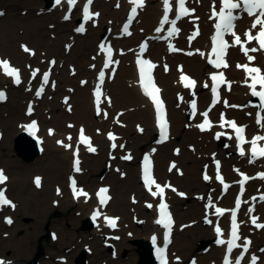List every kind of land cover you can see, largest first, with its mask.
Here are the masks:
<instances>
[{"label":"rangeland","instance_id":"rangeland-1","mask_svg":"<svg viewBox=\"0 0 264 264\" xmlns=\"http://www.w3.org/2000/svg\"><path fill=\"white\" fill-rule=\"evenodd\" d=\"M199 1L203 8L207 9L208 13L212 5L209 2L210 0ZM30 2L31 0H0V12L3 13V15L0 16V50L3 53L2 58L8 57V59L22 69L25 77L30 78L32 69L34 67H40L42 63L34 61L33 58L31 60L28 59L27 53L23 56L21 50L22 45H29L31 48L35 49L36 52H44L50 48L59 51V53L48 54L45 57V63H43L41 67L42 71H45V66L51 58L57 59V63L59 64V70L53 72L54 78L52 84L47 89L50 91L46 93L44 97V101L49 102L51 106L47 110L44 109L43 105L36 106L37 114L32 117L38 119L43 124L45 121L43 127L45 132L47 129H51L61 132L62 135L73 134L75 136V126L79 123H83L81 125L87 127L90 133H94L95 136L104 139H106L105 133L108 130H114L117 133L119 140L116 141V150L109 151L107 148L105 151L99 150L97 155H92L93 157H83V175L79 180L91 195L92 193L94 194L96 188L101 185H107L113 189L112 194L113 198H115V202H113L108 212L120 216V218L123 219V226H121V230L117 229L112 233V236L115 237V235H117L121 238L114 243V253L109 251L105 246L103 234L97 237L91 235L92 228H90L88 222L90 217L88 215L79 216L78 204L72 205L68 202L69 191L67 183L68 176L71 173H69L63 165L59 164L58 158L62 157V155L53 148L52 144H49V147L44 146V149L49 150H47L48 153L46 156H43L41 151L39 156L31 163L17 156L14 143L19 136L18 132L22 131L19 127L30 120V118L24 117L25 105L27 101L33 97L34 89H37L39 77L32 86L31 94L27 98L21 97L23 91H25V87L18 88L17 86L13 88L9 86V83L3 85L0 82V90L5 89L10 98L9 103H0V170H3V172L7 173L12 179L11 184L4 187H7V191L9 190L8 193L15 205V208H5L4 213L0 215V257L7 259V263L13 261L11 262L13 264H31L35 258L38 246H41L44 251V256L39 260V264H77V259L81 258L82 255H85L84 264H138L139 256L137 250L139 246L136 245L135 242L146 241V234L152 230L146 222L145 217L143 218L142 214H140V209L145 213L148 211L146 206H144V202L148 200L140 191L137 178L136 183L133 182L134 180L132 181L130 172L134 171L135 168L138 169L139 160L143 153L151 151V149L155 147L156 133L154 132L150 136V127L145 123L140 124L135 121L128 123L126 121L127 116L134 113V107L131 106V104L123 105L116 103V97H114L112 93H109L112 97V103L110 104L112 107L109 109L107 116L103 118V125L94 123L92 126L84 120L76 121L71 117L73 111L78 107V102H74L73 100L70 105L74 106L71 111H68V102H63V97L70 96L71 99H76V95L80 90L90 86L89 76L80 72L79 67L82 63L90 60L95 61L96 58H98L94 52L96 43L101 39V37L97 35V31H100L101 28L98 27L95 29L92 25V30V26L89 25L84 39L89 41L92 37L93 43H95L94 47L87 48L83 51H81V49L77 50L76 48H79V46H77L78 44H76V41L82 38V36L77 35V24L73 19L80 17V9L74 11L72 21L66 22L63 18L58 19L57 17H50L49 11H51L52 5L47 4V0H41L44 5H40L39 11H37V8L34 6H31ZM113 2L111 0H102L100 3L103 7L99 6L98 3L94 6L100 13H102L103 8L108 10L110 5H112L110 8L113 11H120V0L114 4ZM197 11V18H202V16L199 15V9H197ZM144 13L145 12H143V16L141 15L138 22L142 20ZM43 17L51 19L44 22L41 21ZM125 18L126 16L124 15L119 25L122 24ZM103 21L106 22V24H108L107 22L111 23L110 29L112 33L115 35H117V32L119 33L120 27H118V30H115L116 26L114 21L112 23V20L108 17L99 19L100 24H102ZM36 24L39 25V33L35 31ZM139 25L140 24L137 23V26L135 24L133 28L135 34H138L136 27ZM186 34H188L186 32V27H183V34L180 35L181 39L178 48H182V44L186 46V41L190 37L189 35L186 36ZM182 36L184 38H182ZM193 45L188 47L193 48L192 51L195 57L198 58L202 50L199 46ZM134 48L136 49L137 46ZM133 49L129 52L126 51L127 55L121 58L122 63L126 57V59H129L131 55H135V52H132ZM183 49L184 48H182L183 52L178 54L179 57L186 55ZM62 51H66L70 55L77 54L78 57L77 59L65 58L61 61ZM125 61H127L128 65L129 63L131 65L130 61ZM168 62L169 63L166 64H169L170 69L166 76L171 77L177 71V65H179L180 62L178 58H173ZM186 71L188 70L186 69ZM63 76L69 77L73 82H71L69 86L65 85L64 82H62ZM116 78L117 76L114 80H116ZM82 79L88 80V83L86 85H81ZM206 79H208V76ZM198 80L200 81L199 78ZM113 83L115 82L113 81L112 84ZM126 85L128 88H132L129 79L126 81ZM4 86L5 88H3ZM178 94L179 93L174 96L175 104H178L179 107H184V104H186L188 109L189 101L192 97L189 96L183 99V101H177L178 97H180ZM200 103L203 104L201 99ZM207 103L208 102L203 105V108L207 106ZM36 104L37 100L35 102V105ZM221 107L222 105H219L218 108H215L213 111L214 115L212 118L215 119L214 123L218 120L217 116L219 112H221ZM113 113H115V115ZM119 113L123 114L117 116ZM62 114L67 115V117L62 121L63 128H60L55 121L58 119L57 116ZM199 120L200 118L193 121L188 117V120L185 121L186 123L183 124L180 116L178 117V123L173 119V138L171 143L167 145L168 152L163 151L162 153L164 165L168 168L169 160L173 159L178 162L177 158L172 154L175 148H179L180 154H182L184 158L183 162L185 163L180 164V167L184 170V175L187 176V179L183 178L184 175L178 176L175 171H169L170 173L167 175L165 171H160V169L157 170L160 180L163 182L168 181L171 186L176 188V192H173L174 195L170 194L173 198L172 204L173 207H175L178 220L174 236L175 239L170 249L173 264H188L192 257L197 259L198 264H201L202 260L207 261V264L220 263L219 260L216 261V259L212 260L210 258L209 252L212 250V245H210V242L204 235L195 239L194 251L185 258L183 257V246L180 243V239L183 236L187 239H192V232L196 231L198 227L201 229L213 228V224L209 223L206 205L211 201L212 195L216 191L220 192L221 189V186H216L214 182L213 163L216 159H219L223 161L224 164L225 157L227 159L230 158L227 154L222 156L219 154L224 148L221 146V143H212L210 140L212 134L210 136L204 135L205 133L197 134V122ZM9 122H11V126L7 127ZM112 123L117 124L119 127H123V129H125L124 131L128 130L130 133L129 137L136 136L140 139L146 138L147 141L141 140L137 142L129 140L128 132L120 135V133H118V126L115 127ZM69 125H74L73 129L69 127ZM140 129H143V131ZM96 131L99 135H96ZM209 133L211 132L207 134ZM121 138H125V140H127L126 143L121 142ZM202 141L206 142V145L203 148H199L198 146ZM224 142L227 144V147H231L232 144L230 141ZM32 153L33 152H31V154ZM126 155H131L132 159H123ZM230 156L232 155L230 154ZM195 162L197 163L196 166ZM54 165L58 167L55 168ZM117 169H119V171H117ZM258 169L260 168L253 169V172ZM203 171L208 172L212 179L209 181L203 179ZM239 171L253 173L247 168L236 167L235 172L237 175ZM122 175H124V177H122ZM35 177L41 178L40 181L42 182V187H44L43 189H37L35 187ZM233 178L237 179V176L235 175ZM129 180H131V182H129ZM263 185L262 182L255 181L252 183L251 186H253V188H251V190L249 189L247 196L250 197V194L255 191H261V186ZM56 188L62 190L60 194L56 193ZM235 190H237L236 186L233 187V192ZM179 193H183L184 195H179ZM60 197L65 204L61 203ZM54 199H57V201H54ZM232 200L233 198L231 201ZM217 203L220 205L224 204L223 202ZM136 207H138L139 210L135 209ZM244 209H247L246 204ZM190 213H192V215H189ZM253 213L256 212H252L251 214ZM5 218H12V220L16 222L15 225L8 226L4 221ZM51 232L58 234V242H53L50 238H45ZM17 242L20 243L17 244Z\"/></svg>","mask_w":264,"mask_h":264},{"label":"bare ground","instance_id":"bare-ground-1","mask_svg":"<svg viewBox=\"0 0 264 264\" xmlns=\"http://www.w3.org/2000/svg\"><path fill=\"white\" fill-rule=\"evenodd\" d=\"M102 0H95L94 1V5L96 3L99 4V6L103 7V5L100 3ZM113 2V0H111ZM118 0H114L113 4L116 3ZM212 5L214 3V0H210L209 1ZM219 0H215L216 3V7L218 5ZM82 3V2H81ZM81 3H79L78 5H80ZM146 5L144 8H142L139 11V16H137L134 20L133 23V28L135 27V24L137 26V23L140 24L137 28V32L138 34H135L133 32V35L131 36V38L126 39L121 32H117V35H115L114 33H112L111 31V23L107 22L108 24H106V22H102V24H99L98 27L101 28L100 31H97V35L99 37H101L100 41L105 38L107 39V42L110 44H115L117 51H130L132 50L135 46L140 47L141 43L143 41H148L149 47L148 50L146 52V56L149 57L150 59H152L155 63H156V67L154 68L156 71L155 73L158 74L159 76H157L158 78V82L162 85L163 90H164V98L166 99V102L168 104V109H169V119L171 121V135L169 138V141L163 145H155V149H152L151 151L153 152V158L155 161V171H156V176L159 177L157 170L160 169V171H165V173L167 175H169V170L167 167H165L164 165V158H163V151L168 152L167 150V145L169 143H171V140L173 138V119L176 121V123H178V117L180 116L182 119V123L185 124L186 120H188V109H187V105L184 104L185 106L183 107H179L178 104H175V99L174 96L175 94L181 92L185 98H188L191 94L192 91L190 90H186L184 88H182L181 83L178 79L179 73L176 71L174 73L173 76L168 77L165 74V70L162 68L164 67V65L166 63H169L168 61H170L171 59H175L178 58L180 63L184 64V67L189 71V73H191L193 76H195L197 78L200 79V81L197 82L196 87L194 88L196 90V95L195 96H199L201 99V103H199L200 105V110L199 112L193 116V121L198 120L200 117H202V111H208V119H212L211 118V113H212V108L210 107H206L203 108V105L207 103V105L212 104L211 103V96H210V91H211V84H210V78L208 77V80L206 79V77L209 75V73L207 71H211L212 68L210 67V65L207 63L208 59H210L208 57V53L209 50L211 49V38L214 35V31H215V23H216V19L212 17L211 13H210V9L212 7L209 8L208 13H207V9L203 8V6L201 5V2L199 0H190V4L193 7V9H199V15L202 16V18L197 19V21H187V19H182L179 21L178 23V28H179V33L175 34L173 36V38L168 39L166 42H162L160 40V38L164 35V33L160 34V32H157L156 29L158 27H162V30H166V26L161 25V19H162V15L164 13V7H163V0H146L145 1ZM48 4V3H47ZM2 5V3H1ZM31 6H34L35 8H37V11L40 10V5H44V3L42 4L41 0H31L30 2ZM49 6V5H48ZM112 5L109 6V9H102V13L99 16V19L103 18V17H108L110 18V20H112L115 22V30H118V27H120L119 23L122 19V17L127 14V11L129 9V7L131 6L128 2V0H120V11H113L110 7ZM95 8V6H94ZM51 11H49L50 13V17L51 18H55L57 17L59 18H64L65 15L71 14L72 9L68 6V4L66 3V1H62V3L60 5H57L56 3H54L52 5V8L50 9ZM143 12L144 13V17L142 18V20L140 22L139 19L141 18V15L143 16ZM82 16V14H81ZM80 16V17H81ZM240 16L242 18L237 19L236 22V33H242L247 32L246 29H251V25L255 19V17H249L247 14H243L241 13ZM76 18L73 19L78 28V19L81 18ZM172 16H170L171 18ZM51 18H41V21L46 22L47 20L51 19ZM72 18V15L71 17ZM37 25V24H36ZM183 27H186V32L189 36H193L194 32L197 31L199 32V38L196 39L195 43L193 42V46H199L201 48V52L199 53L200 57H195L192 49L193 48H189L186 46H184L183 44L181 45L182 48H184V53L186 52L185 56H181L179 57L178 55H175L171 52V49L167 47V44H171L176 43L177 46L180 44V39L181 36L180 34L183 32ZM132 28V30H133ZM93 30V27L91 28ZM35 31L36 32H40L39 31V25H37L35 27ZM182 31V32H181ZM77 32V31H76ZM181 32V33H180ZM78 33V32H77ZM112 33V34H111ZM79 34V33H78ZM87 32L85 34H79V36H82V38L77 39L76 44H78L77 46H79V48L77 47V50L83 51L87 48L90 47H94L93 40L92 37L90 38V40H86L84 39L86 36ZM178 36V38H176L175 36ZM29 36V35H28ZM123 37V38H122ZM182 38H184L182 36ZM183 40V39H182ZM242 42L244 44H250L247 43L245 41H243V39H241ZM100 41H98L95 45V52L94 54L98 55V45L100 43ZM137 41V43H136ZM171 42V43H170ZM197 42V43H196ZM75 43V42H74ZM187 43V41H186ZM12 46V45H11ZM22 47V46H21ZM139 47H137L136 49L134 48V51H138ZM13 48V47H12ZM198 48V47H197ZM235 47L231 46L228 50V55L227 57L229 58V67L227 68V72H228V81L231 84L230 90L227 86V88H223V90L225 89L224 92V97L226 98L227 104L229 106L224 107L222 106L221 108V112H223L224 118L226 116H228L230 114V117L232 118H236L239 119V121L243 124H247L248 127V132H251L249 134H256L257 132H259V130L262 128L261 127V123H258L257 121H262V123H264V109H262L260 107V104L257 100V98L253 95H251V89L248 86V80L249 77L247 76V74L245 73V71L242 69V67H237V65H242V64H252L247 60V57L239 52H235ZM22 50V55L25 56L26 54H24L23 52V48H21ZM59 53V51L54 50L53 48L46 50L44 52H36L34 57H30L27 56L28 59H32L34 61H39L40 63H42V65L39 67L40 69H33L32 73L30 74L32 77L36 76L35 82L38 79V85L40 84L41 87H43L44 91L41 95L37 96V89H34V93H33V97L31 99H29L28 101H30V103H32V109H33V114L32 116H35L37 114V107L39 105H43L44 109L47 110L48 108H50V103L47 101H44V97L45 94L48 93L50 90H47L51 84H52V80H53V76L51 75L50 80L47 84L43 83V80L41 81V77L39 75V71L42 72V66L43 63H45V57L48 54H53V53ZM189 53H191V55H189ZM201 53H203L204 55H201ZM0 55L2 56L3 53L0 50ZM249 55H252L255 57V62L257 64H261V66H264V52L260 51L258 54L257 53H253V52H249ZM0 56V57H1ZM78 55L74 54V55H70L69 53H67L66 51H62L61 52V61H63L65 58H72V59H77ZM115 57H117L120 61V64L114 63L110 70L108 71L109 76L110 75H116L117 78L116 80L111 79V78H107L105 83H104V91L106 92V94L108 95L109 93H112L114 95V97H116V103L118 104H131V106L134 107V113L129 114L127 116L126 121L128 123H132L133 121L140 123V124H146L148 127H150V136L152 135V133H156L157 135V126H156V113L155 110L153 108V105L151 104L150 100L143 95L142 91L140 90V86H139V79H138V70L135 64V55H131L129 59H124L123 63L120 55H116L114 56V59H116ZM8 59V57H6ZM114 60V61H117ZM128 60L131 62V65L129 63H127ZM104 62V58L103 56H100L98 58H96L95 61H88L85 63L80 64L79 67V71L83 72L84 74H87L89 76L90 79V86L86 87L82 90H80L78 92V94L76 95V99H71L69 100V104H71L74 100V102H78V107L77 109H75L71 115L72 118H74L76 121H86L88 124L90 123L92 126L93 124H101L103 125L104 122V117H105V112L109 113V109L112 107V105H110L112 102L107 103L105 102L107 99L104 96L102 101H101V106H102V112L100 115H97V113L95 112L94 109V105H95V99L93 98V90L96 86V81H97V76L99 74V72L102 70V65ZM133 62V64H132ZM169 65V64H166ZM18 66V65H17ZM45 66V65H44ZM49 66V62H47V65L45 66L46 70H49L50 67ZM122 66V67H121ZM36 70H38L39 73H36ZM53 72L55 70H59V64L57 63L55 65V67L52 68ZM264 72V70L262 71ZM208 73V74H207ZM42 75V74H41ZM65 76V75H64ZM63 76V80L62 82H64L65 85L69 86L72 81V79H70L69 77H64ZM22 81L21 83L18 85V88L21 87H25V91H23L21 97L23 98H27L28 96H30L31 94V88L34 85V81L30 80V78L25 77V75H22ZM129 79L130 84L132 85V88H128V86L126 85V81ZM115 82L112 84V82ZM0 82L1 84L5 85V83H9L10 87H16L17 84H14L13 79L8 76L5 75L4 70L2 68H0ZM34 82V83H32ZM26 83V84H25ZM207 83L209 85V87H204V84ZM5 88V86L3 87ZM37 88V87H36ZM80 89V88H79ZM1 90H5V89H1ZM199 91V92H198ZM71 93V92H70ZM223 97V98H224ZM75 98V97H74ZM78 99V100H77ZM37 100V104L35 105V102ZM28 101L25 105V107L28 104ZM7 103L10 102V98L8 96V99L6 101ZM6 103V104H7ZM115 103V101H114ZM232 105H235L237 107H232ZM74 105L70 106V109L72 110ZM218 108V107H216ZM217 111V109H216ZM115 115V113H113ZM24 117L28 118V116L24 113ZM58 119H56L55 122L58 123V126H60V128H63V119L67 117V115L62 114L57 116ZM34 118V117H32ZM205 119V117H204ZM10 123V124H9ZM7 124V127L11 126V122H9ZM78 123V122H77ZM83 123H79L77 124V126H75L74 130H75V137H77V133H78V129L79 126H83L81 125ZM125 124V123H124ZM26 125V123H24L23 127ZM41 125V130L38 133V137L40 139V144L41 146H48L49 144H52L53 148L55 150H57L58 152L61 153L62 157H59V164L63 165L65 167V169H67L69 171V173L76 175L78 178H81L83 175V168H84V162H82V167H81V171L77 172L75 170L72 169V163H73V159H81L83 160V157H91L89 153H87L86 151V145H84L83 143H79L78 140L75 139H71L68 140L67 139V134L66 135H62L61 132L59 131H55V135L54 136H48V135H44L46 134V132L50 129H47L46 132L43 129L44 125H45V121L44 124L42 122H40ZM113 126L117 127L118 125L115 123H112ZM6 127V129H7ZM193 127H194V123H193ZM22 131L18 132V135H22L23 129L20 128ZM211 133L209 134H204L206 136H210L212 134V136H210V140L212 141V143H221V146L224 148V150L220 151V155H225L227 154L230 158H226L225 157V163L222 165V171L225 173L227 179L226 181L229 182V192L227 195H222L221 192H215L212 195V199L211 201L214 202H223L225 205L228 204L231 199L234 197L235 195V191L233 192V181H235V179L233 178L235 175H237L236 171V167H244L247 168L248 170L253 172V169L256 168H260L258 170H262L264 169V161H258L256 159L253 160L252 156L249 154V150L248 147L244 148L245 150V155L241 156L239 154L240 152V148L237 145V140L235 138H231V139H227L225 137V135L223 134V132L220 130V128H218V126H215L212 124L211 125ZM87 133L90 134L88 128L86 127ZM125 129H123V127H119L118 126V133L121 134H126V132H128V138L129 140H133V141H137L140 142L141 140L143 141H147L146 138L144 139H140L139 137H129L130 133L129 131H124ZM131 130V129H130ZM197 131V134H199V131ZM107 132H110V130H108ZM106 132V133H107ZM1 133V132H0ZM96 133V132H95ZM220 133V138L217 139L216 138V134ZM96 135H98L96 133ZM93 136V135H92ZM93 143H92V147H94L96 149L97 152H99V150L105 151L107 148L109 151H111L113 149L112 144L114 143L113 141H110L107 137L106 139L99 137V136H93ZM119 140V138H118ZM232 144L231 147H227V144L224 141H229ZM57 141H63L66 144H70L72 145V148L70 149H66L64 148L61 144L57 145ZM127 140L122 139L121 138V142L126 143ZM149 141V139H148ZM190 142V141H189ZM77 145L79 146V153H78V157L73 155V151L76 150ZM206 142L202 141V143L198 146L199 148H203L205 147ZM108 146V147H107ZM48 149H43L42 153L43 156H46L48 151ZM230 154L232 156H230ZM173 156H175L178 160V166L180 167V164H185L183 162L184 158L182 154H172ZM209 156V155H208ZM93 157V156H92ZM210 158V157H209ZM209 158H208V162H209ZM192 159V158H190ZM141 160V159H140ZM140 160H139V164H140ZM158 160V161H157ZM158 162V164H157ZM223 162V161H222ZM197 165V163L195 162V166ZM55 166V165H54ZM58 166L56 165L55 168H57ZM255 173V172H253ZM253 173L251 174V181L247 183L246 185V191L248 192L249 189L251 190V188H253L252 183H254L255 177L253 175ZM130 175L132 176V181L136 183V178H137V183H138V187L140 189V191L143 193V196H145V198L149 201L152 202L154 204V208L151 210H148L146 213L142 211V209H140V214H142V217L146 219V222L148 223V225L151 228V232L146 234V241H150L152 237H156V239L160 238L162 239V230L159 228L158 224L155 223V218L157 216V201H158V196L154 197L151 195V192L147 191L144 187V184L141 181V165L138 166V169H134V171L130 172ZM109 176V175H108ZM107 176V177H108ZM175 176V175H173ZM69 177V176H68ZM157 177V178H158ZM172 177V176H171ZM183 178L187 179V176L184 175ZM239 178V177H238ZM139 179V181H138ZM188 179H189V175H188ZM238 180V179H237ZM254 181V182H253ZM12 182V179L9 178L5 184H0V189L3 186H8L10 185ZM129 182H131V180H129ZM128 182V183H129ZM132 182V183H133ZM166 182V185H169V183ZM261 183V182H260ZM262 183L264 184V180L262 181ZM203 184V183H201ZM216 186L219 185H223L221 183L216 182L215 183ZM109 191H110V195H112L113 189L110 188V186H108ZM44 187H42L43 189ZM97 189V188H96ZM153 191H156L154 188H152ZM96 191V190H95ZM9 190L7 191V194L9 195ZM260 192L264 193V185L261 186V191H255L254 193L250 194L251 195V199L252 196L254 194H258ZM95 193V192H94ZM174 195L173 192H170V189L168 187L166 195H167V200L170 203V207L172 209V211L174 212V215L176 217V212H175V207H173L172 204V196ZM249 195V196H250ZM10 197V196H9ZM70 197V198H69ZM61 198V197H60ZM57 201V199H54V201ZM11 201V200H10ZM62 201V198H61ZM12 202V201H11ZM68 202L69 204H78L79 206V216L81 215H88L89 217H91L93 219V216L99 212V216L96 217L95 221V226L92 229V233L91 235L94 237H97L101 234H103L104 236V242L105 241H112L111 239H109L107 237V235H109V232H112L109 228L106 227L105 222L107 221L104 216L109 215L111 213H109V209L110 207L113 205V202H115V198L112 197V199L110 200L109 204L104 207V206H99L98 203L96 202V195L92 193L88 192V196H80L79 198H77L76 196H72L69 194L68 196ZM13 203V202H12ZM63 203V201L61 202ZM65 204V202L63 203ZM148 203L144 202V206H146ZM251 205V211L250 209H245V213L243 214L244 218H243V225H242V233L243 235H251L253 237V243H252V247H251V252L248 253V257L247 260L250 259V257L254 254V255H261L262 257L264 256V229L260 228L257 229L256 226L253 227L251 220H248V216L252 213V212H256L253 213V215H260V217L262 218L261 221H263L264 224V200H256V199H252L249 203ZM10 206V205H8ZM11 207V206H10ZM135 209H138V207H136ZM4 211L3 207H2V212ZM1 212V213H2ZM197 212V210H196ZM260 213V214H259ZM189 215H192V213H190ZM251 216V215H250ZM209 221H211V223L213 224V228L215 227L216 223H221L222 225H224V227L226 228L227 223L229 222V214L225 215L224 217H216L213 215L208 216ZM177 220V217H176ZM16 222H14V224L12 226L15 225ZM118 225V230H121V226H123V219L121 218L120 221L117 223ZM177 223L175 224L174 228H173V236L171 238L172 242L170 245V249L173 245V241L175 239V230L177 228ZM196 225V224H194ZM211 228L208 229H201V228H196V231L192 232V239H187L185 236H183L180 239V243L183 246V257H187L191 252L194 251V241L195 239L201 237V236H205L207 238V240L210 242V245H212V250L209 252L210 258L216 259L221 261V258L224 254L225 251V244H220L219 241L222 238H225L226 236V232H227V228L223 229L222 228V233L223 235H218L216 233V231ZM127 236V235H125ZM59 238V237H58ZM145 238V239H146ZM59 241V239H57ZM57 241V242H58ZM20 242H17V244H19ZM110 251V250H109ZM139 249L137 250L138 253ZM209 258V259H210ZM3 261H5V264L7 263V259L3 258ZM7 260V261H6ZM133 262V261H132ZM139 262H140V257H139ZM217 263V262H216ZM221 263V262H220ZM218 263V264H220ZM13 264V263H11ZM133 264V263H132ZM139 264V263H138ZM200 264V263H199ZM201 264H207V261L202 260Z\"/></svg>","mask_w":264,"mask_h":264},{"label":"snow or ice","instance_id":"snow-or-ice-1","mask_svg":"<svg viewBox=\"0 0 264 264\" xmlns=\"http://www.w3.org/2000/svg\"><path fill=\"white\" fill-rule=\"evenodd\" d=\"M93 0H87V4L84 6L83 9V19L85 21H88L89 19L92 18V13L90 12V5L92 4ZM129 2L134 5L131 9V14L132 17H135L137 15V7L143 8L144 6V0H129ZM55 3L57 5H60L62 3V0H55ZM66 3L68 6L74 7L77 4V0H66ZM179 3V15L180 17H183L185 14H189V9L186 8V0H178ZM220 8L217 11L216 9V3L214 0V3L212 5V17L217 19L218 22L215 23V35L212 36V48H211V54L215 59H209V63L212 64L215 68L220 69V68H227L229 67L228 63L225 60V56L227 54V49L229 48V42L225 39V35L229 34L234 38V43L232 46L239 45L241 46V50L243 51L244 55L247 57V60L249 62L254 61L255 57L252 55H249V52H257L258 48L257 47H252L248 48L241 40V36L238 35L235 32V21L239 19L240 17L236 14L239 11H243L247 13L249 17H255L251 29H256L257 26H259V32L258 35H253L251 30L247 31L244 33V35L247 38V41L251 42L253 40L258 41L259 45V50H264V0H220ZM119 6V5H117ZM163 7H164V15L163 19L161 21V25H166V24H171V30L167 33L169 37H172L175 34L179 33V28L176 27V20H169V13L172 11V8L170 6V0H163ZM3 13L0 12V16H2ZM95 16H99V13H95ZM64 19H70V14L65 15ZM76 31L83 33L85 31L84 27L81 26L76 29ZM123 31L127 34H130L129 32V24H125L123 27ZM157 32L162 31V27H158L156 29ZM198 31V29H197ZM23 50L25 52H31V50L27 46H22ZM101 48H104V45L100 46ZM147 45H144L141 48V54H143L144 50L146 49ZM171 47V46H170ZM172 51H177L175 47H171ZM32 55H35L34 52H31ZM191 55V53H189ZM201 55H204L201 53ZM51 63H55V61H52ZM113 63H118V61H113L112 60V50L109 48L108 49V61L105 64V67L110 66ZM137 64L139 65V82L140 85L143 89L144 95L147 96L152 104L155 106V111L157 114V120L159 123V130H160V136L161 140H164L167 138L168 134V124L165 119V107L162 99L160 98V89L157 87V85L154 82L152 71L156 67L155 64H153L150 60L146 59H138ZM237 67H242V69L245 71L247 76L251 79V84H249V88L251 89V95L259 97L261 100V105L260 107L264 109V90H257V86L259 85L260 89H264V72H262L260 67L256 66H249V64H244V65H237ZM0 68L4 70V73L10 77L14 78V82L18 85L21 83L20 79V73L17 68L10 67V64L6 60L0 59ZM165 70H167V65H165ZM105 79V73L104 71L99 72V81L100 84L102 85ZM49 80V74L45 73L43 75V83L47 84ZM180 80L183 82V85L185 88L189 89H194L196 87L197 82L194 79L189 78L187 75L182 74L180 76ZM211 80L213 82V87L211 89L214 97L213 103H217L220 101V94L218 89L220 88L221 85L227 84L229 90L231 87L230 82L226 81V78L223 74V72H220L218 75L213 74L211 76ZM84 83V82H82ZM204 87H209L207 83L204 84ZM44 89L41 87L36 95L39 96L43 93ZM101 89L98 86L95 90V102H96V107H97V115L100 114V103H101ZM5 93L0 91V100H4ZM182 99V98H181ZM65 103H67V100H65ZM110 103V100H109ZM225 106H229L227 104V101H224ZM191 107L193 109V112L196 110V104L193 102L191 104ZM232 107H237L235 105H232ZM71 109L69 108V111ZM29 114H31V108H29ZM202 115L205 117L204 122L197 124V127L201 131L205 130H210L211 128V122L207 119L208 117V111H205L202 113ZM105 116H107V113L105 112ZM223 120V116L221 117ZM258 123H261V127L264 128V123L261 121H257ZM225 124L230 126L234 131L236 135V139L238 140V146L240 148L239 154L241 156L245 155V150L243 148V145L245 143H250L251 144V156L254 159L264 157V146L258 147V142L264 141V135H256L251 141L246 140L245 137V127L244 126H238L235 121H227L224 120L223 123L220 124V127L223 128L225 127ZM69 127H72V125H69ZM28 128L35 129L36 124L33 122L32 124L28 125ZM143 131V129H140ZM51 134V133H50ZM220 133L216 134V138H220ZM109 140H115L116 137L113 136L112 134H109L108 136ZM68 140H71L72 137L68 136ZM57 143L61 144L64 148L70 149L72 148V145L66 144L63 141H57ZM79 143L86 144L88 146V151L90 152H95L96 149L91 146V141L90 138L85 136L84 134V129L81 128L79 130ZM112 147L115 148L116 145L113 143ZM78 151H79V146L77 145V148L75 150V155L78 157ZM178 152V150H177ZM125 160H131L132 157L131 155H126L123 157ZM75 171L80 172V160L77 158L75 159ZM173 168H175V164L172 165ZM217 168H219V164L217 163ZM119 171V169H117ZM206 181L210 179L208 175H204L203 177ZM220 180V183L224 185V188L227 189L228 185L224 183L223 177H218ZM260 178L264 179V173L260 174ZM8 177L5 175L3 170H0V184H3L7 181ZM143 179L145 185L148 187L149 192H151V195L156 197L159 196L161 198L164 197L165 195V187H162L159 183L156 182L155 179L152 177V171H151V161L148 156L144 157V171H143ZM250 178L246 175L243 176V180L247 181ZM37 187L40 186V179L37 178L35 181ZM155 185L156 191L152 190V186ZM167 187H171L170 185H167ZM72 189L74 195L79 198L80 196H88V193L84 192L83 189H77L76 187V182L75 180L72 181ZM173 192H176L175 188H171ZM109 189L108 188H101L99 189V197H100V203L105 204L107 200L110 199L109 196L106 194L108 193ZM179 195H184L183 193H179ZM261 199H264V197H261ZM3 205H10L11 207L15 208V205L6 198L4 191H0V206ZM209 206H212V202L209 201ZM241 206V201L239 199L236 200L235 202V207L238 210ZM147 207L152 208V204H148ZM225 209L216 207L215 212L217 215H224ZM251 211V209H250ZM99 216V212H97L94 216L93 219L95 220L96 217ZM159 219L155 221L156 224L162 225L165 229L168 230V233H171L172 230V225H173V220L170 212L168 211V205L164 202H161L159 204ZM107 220V223L110 227H115L116 226V220L115 219H110V218H105ZM231 221H232V229H231V239L224 241L220 240V244H227V253L231 254L233 252V249L240 247L239 244H237V241L240 239L238 236V225L236 223V212L233 211L231 215ZM8 224L12 223V220L10 218L7 219L6 221ZM211 223V221H209ZM252 223L256 225L257 228H262L264 229V224L257 223V218H253ZM215 231L218 235H223L221 228L219 226H216ZM168 237H165V243H167ZM153 242H156V237H153ZM251 241H245L246 245H249ZM244 252H247L248 249L247 247H244L243 249ZM264 251V250H262ZM157 254L161 260V264H167L166 258H165V250L163 248H157ZM243 259V256L238 257L235 261L230 260L229 258H225L223 264H240V261ZM257 257L255 255L251 256V264H257ZM0 264H5V261L0 260Z\"/></svg>","mask_w":264,"mask_h":264},{"label":"water","instance_id":"water-1","mask_svg":"<svg viewBox=\"0 0 264 264\" xmlns=\"http://www.w3.org/2000/svg\"><path fill=\"white\" fill-rule=\"evenodd\" d=\"M49 5H52V0H47ZM14 148L17 156L22 158L24 161L31 163L35 160L37 156H39L40 152L37 145L30 141L27 134L23 133L19 135L14 143ZM31 152H33L31 154ZM90 224V228H92V224ZM46 239H49L50 236H46ZM136 245L139 246L138 256L140 257L139 264H156V260L153 256V248L150 244L146 241H138L135 242ZM44 256V251L41 246L38 247L37 253L35 254L34 260L31 264H39V260ZM77 264H84L85 263V255H82L81 258L77 259Z\"/></svg>","mask_w":264,"mask_h":264}]
</instances>
